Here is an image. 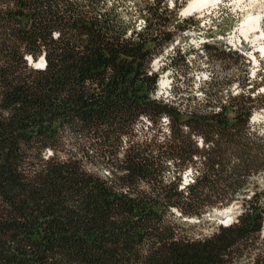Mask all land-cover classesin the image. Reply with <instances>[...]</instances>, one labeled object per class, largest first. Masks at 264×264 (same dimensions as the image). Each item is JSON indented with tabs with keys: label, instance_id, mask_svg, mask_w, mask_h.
I'll list each match as a JSON object with an SVG mask.
<instances>
[{
	"label": "trees",
	"instance_id": "16d2710c",
	"mask_svg": "<svg viewBox=\"0 0 264 264\" xmlns=\"http://www.w3.org/2000/svg\"><path fill=\"white\" fill-rule=\"evenodd\" d=\"M126 1L0 0V264H264V99L221 105L210 80L190 111L153 100V61L196 24L176 0ZM234 202L231 225L185 232Z\"/></svg>",
	"mask_w": 264,
	"mask_h": 264
},
{
	"label": "rangeland",
	"instance_id": "374dc122",
	"mask_svg": "<svg viewBox=\"0 0 264 264\" xmlns=\"http://www.w3.org/2000/svg\"><path fill=\"white\" fill-rule=\"evenodd\" d=\"M107 1V8L113 3ZM151 1V0H149ZM192 0H176L178 16L182 20H190L196 27L189 28L177 36L175 42L164 50L161 57L156 58L151 65V72L158 75V86L152 99L178 109L180 112L190 111L197 105L204 106L201 89L203 84L212 80L208 93L220 100L221 105L229 95L234 97H249L250 99H264V0H220L208 10L183 14L184 8ZM256 1V2H254ZM167 10L174 9V0H163ZM254 3V4H253ZM121 13H132V2L127 0ZM259 17L258 29L250 31L245 37L239 35L241 26L250 18ZM136 27L141 28V21ZM204 44H212L217 52L226 56L206 58L202 53ZM175 50L184 56L183 64L175 59L173 66L167 68ZM180 55V56H181ZM41 59L34 65H39ZM164 69L162 72L161 70ZM165 84L162 88L161 82ZM208 88V87H205ZM207 90V89H205ZM218 100V101H219ZM264 101H254L251 105L252 116L250 128L264 136ZM250 107V108H251ZM219 105L210 102V111ZM146 120L141 121L137 132L149 129ZM162 133H165L166 122L161 121ZM139 136V135H138ZM192 172L187 170L182 175V186L190 183ZM99 176L104 177L103 172ZM253 182L264 191V173L256 177ZM250 196V193H248ZM240 200V198H239ZM240 203L234 202L228 207L213 210L204 215L201 221H186L185 232L195 238L212 235L218 227L229 226L235 222L240 214ZM185 222V221H184Z\"/></svg>",
	"mask_w": 264,
	"mask_h": 264
},
{
	"label": "bare ground",
	"instance_id": "6f19581e",
	"mask_svg": "<svg viewBox=\"0 0 264 264\" xmlns=\"http://www.w3.org/2000/svg\"><path fill=\"white\" fill-rule=\"evenodd\" d=\"M220 2V0H192L183 10V14L187 13H195V12H202L205 10H208L209 8L217 5ZM256 2V1H254ZM254 4V3H253ZM259 17L256 18H250L246 22H244L241 26L239 35L241 37H245L250 31H253L258 27V24L260 22ZM258 29V28H257ZM261 41L264 42V33H261L260 37ZM264 49V47L262 48ZM41 64V62H39ZM161 86L163 88L165 82H161Z\"/></svg>",
	"mask_w": 264,
	"mask_h": 264
},
{
	"label": "water",
	"instance_id": "95a60500",
	"mask_svg": "<svg viewBox=\"0 0 264 264\" xmlns=\"http://www.w3.org/2000/svg\"><path fill=\"white\" fill-rule=\"evenodd\" d=\"M40 62H41V64H40L41 67H39L38 64L37 65L32 64L31 61H28V65H31L34 69H43L44 65H45L44 60L41 58ZM224 227H226V226H224Z\"/></svg>",
	"mask_w": 264,
	"mask_h": 264
},
{
	"label": "built area",
	"instance_id": "2783aa9c",
	"mask_svg": "<svg viewBox=\"0 0 264 264\" xmlns=\"http://www.w3.org/2000/svg\"><path fill=\"white\" fill-rule=\"evenodd\" d=\"M152 73V72H151ZM156 88H159V86H158V82H157V85H156ZM160 89V88H159ZM156 92V91H155Z\"/></svg>",
	"mask_w": 264,
	"mask_h": 264
}]
</instances>
